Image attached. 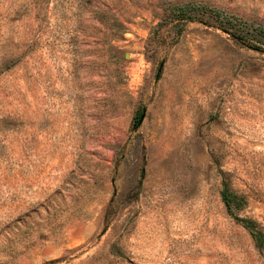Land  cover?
<instances>
[{
    "label": "rangeland",
    "instance_id": "rangeland-1",
    "mask_svg": "<svg viewBox=\"0 0 264 264\" xmlns=\"http://www.w3.org/2000/svg\"><path fill=\"white\" fill-rule=\"evenodd\" d=\"M223 181L264 235V0H0V264H264Z\"/></svg>",
    "mask_w": 264,
    "mask_h": 264
},
{
    "label": "trees",
    "instance_id": "trees-1",
    "mask_svg": "<svg viewBox=\"0 0 264 264\" xmlns=\"http://www.w3.org/2000/svg\"><path fill=\"white\" fill-rule=\"evenodd\" d=\"M220 199L228 215L233 217L237 223H239L244 229L248 231L256 247L263 248L264 235L257 228V224L251 219L242 218L237 215V212L243 209V207L245 206L246 204L245 199L242 196H239L236 193L232 192L229 189L227 182L225 181L222 182V187L220 190Z\"/></svg>",
    "mask_w": 264,
    "mask_h": 264
},
{
    "label": "water",
    "instance_id": "water-1",
    "mask_svg": "<svg viewBox=\"0 0 264 264\" xmlns=\"http://www.w3.org/2000/svg\"><path fill=\"white\" fill-rule=\"evenodd\" d=\"M142 118H143V115H141V119L140 120H142Z\"/></svg>",
    "mask_w": 264,
    "mask_h": 264
}]
</instances>
